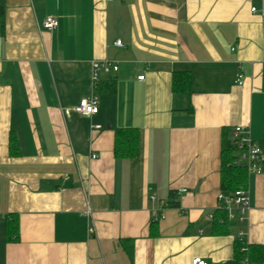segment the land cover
<instances>
[{"label":"crops","instance_id":"crops-1","mask_svg":"<svg viewBox=\"0 0 264 264\" xmlns=\"http://www.w3.org/2000/svg\"><path fill=\"white\" fill-rule=\"evenodd\" d=\"M105 60L119 70L96 90ZM92 95L98 114L64 115ZM236 127L262 171L246 221L218 228ZM119 128L138 131L136 157H115ZM240 232L264 246V0H0V264H231Z\"/></svg>","mask_w":264,"mask_h":264},{"label":"trees","instance_id":"trees-1","mask_svg":"<svg viewBox=\"0 0 264 264\" xmlns=\"http://www.w3.org/2000/svg\"><path fill=\"white\" fill-rule=\"evenodd\" d=\"M191 72H176L173 76V91L178 93H185L191 91ZM96 90L100 89V81L96 85ZM115 85L112 86V92H115ZM139 134L133 128H119L115 130L114 155L117 159H132L138 154ZM11 151L17 149L16 140L10 139ZM238 150L234 138L231 139L226 131L223 133L222 149H221V189L223 193L232 195L237 190L246 188L248 169L247 165L237 163ZM175 205V203H173ZM221 215V216H218ZM223 220V222L221 221ZM215 227H226L227 212L223 208H219L218 212L214 214L212 221ZM7 227V239L9 241H16L18 238L17 222L11 217L5 218ZM246 247V251L241 249ZM245 256H249L251 261L256 264H264V246L253 245L246 241L236 239L235 243V257L231 264H242Z\"/></svg>","mask_w":264,"mask_h":264},{"label":"built area","instance_id":"built-area-1","mask_svg":"<svg viewBox=\"0 0 264 264\" xmlns=\"http://www.w3.org/2000/svg\"><path fill=\"white\" fill-rule=\"evenodd\" d=\"M114 1V0H111ZM256 9L253 8L252 12H255ZM59 26V22L56 18L48 17L44 22V28L48 31H53ZM116 46L122 47L123 44L121 41L115 43ZM119 70L118 65L105 60V61H93L92 62V73L91 78L94 87L98 84L101 74H109L111 72H117ZM140 80H144V76L139 77ZM238 85H243L244 77L242 74L238 76L236 80ZM74 112L83 117L94 116L99 113V100L96 95H92L89 98L81 99L76 107L73 109L64 110V115L67 118H70L71 113ZM101 127H97L100 129ZM234 140L238 150V159L237 163L243 161L246 162L247 169L250 172L260 174L262 171L261 168V152L259 147L256 145L255 141L251 137V132L249 128L236 127L234 129ZM97 158V155H93V159ZM218 205L219 208H223L227 212V220L231 221L237 219L239 222H245L247 215L251 209V197L247 188L237 190L232 195L221 192L218 195ZM90 214V211H88ZM209 220H214V214L209 215ZM223 222V220H221ZM89 233H94V228H89ZM238 239L241 241H247V237L243 232H240ZM242 252L246 251V247L241 249ZM192 264H207L204 259L196 258L193 260ZM242 264H256L249 256H245L242 260Z\"/></svg>","mask_w":264,"mask_h":264}]
</instances>
